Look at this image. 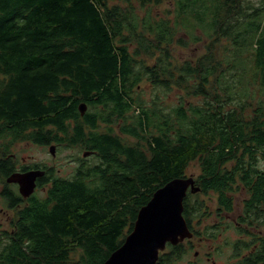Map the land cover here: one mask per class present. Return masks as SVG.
<instances>
[{"label": "trees", "instance_id": "16d2710c", "mask_svg": "<svg viewBox=\"0 0 264 264\" xmlns=\"http://www.w3.org/2000/svg\"><path fill=\"white\" fill-rule=\"evenodd\" d=\"M199 44L196 59L178 56ZM21 142L81 158L23 200L4 183ZM192 163L219 211L245 192L231 264H264V0H0V196L14 211L0 264H103ZM189 197L183 217L204 236ZM191 249L166 244L156 264Z\"/></svg>", "mask_w": 264, "mask_h": 264}, {"label": "rangeland", "instance_id": "374dc122", "mask_svg": "<svg viewBox=\"0 0 264 264\" xmlns=\"http://www.w3.org/2000/svg\"><path fill=\"white\" fill-rule=\"evenodd\" d=\"M164 7H161L153 12L154 14L160 15ZM143 12V11H142ZM140 12V13H142ZM178 56L183 59H196L199 55L203 52V46L199 45H191L185 50H178ZM151 64V62H149ZM141 88L144 90L142 96L146 101H150L151 97L154 96L152 93V88L148 87L145 82H142ZM130 142H133V139H128ZM79 153V154H78ZM10 154L14 157L16 161V166L21 168L22 166H34V165H47L51 167L55 173V175L62 177V178H70L73 175V171L77 166L75 162V157L81 158V152H77V150L72 148H60L56 149L55 155L52 156L48 152L47 147H42L35 145L33 143L28 142H21L15 144L11 148ZM85 159H90L85 158ZM15 163V162H14ZM199 174V167L197 163H192L186 171V177L188 176H196ZM2 188V187H1ZM9 190L17 195V191L14 187L9 186ZM1 190V189H0ZM232 196V211L229 212L227 216L228 219L223 217V211L218 210V200L217 195L213 192H208L207 194L200 192L197 196L189 197V204L191 209L194 207L195 202H202L203 207L201 209L205 211L200 219L198 218V213L192 214L191 216V223L194 229H205L204 235H212L214 236L216 243L215 246H218L219 243L224 244L227 241L229 244L228 246H221L220 254L211 255L215 264H231L235 262L234 252H232L231 245L235 243L237 239H241L242 241L246 240L245 236H241L240 233L235 229V224L232 222L233 219H236L241 213L242 209V201L246 198L244 190L242 191H235L231 194ZM26 200V199H25ZM14 211L7 208V204L0 196V230H11L10 222L13 218ZM232 222V223H231ZM200 223V225H198ZM217 228V229H215ZM242 228V227H241ZM239 227V229H241ZM215 229V230H214ZM217 240H219L217 242ZM192 241V240H191ZM184 248L191 247V242L185 240L183 243ZM187 254H185L177 264H211L210 262H206L204 260V255L202 254V246L195 245ZM196 252H200V258L195 259L193 254Z\"/></svg>", "mask_w": 264, "mask_h": 264}, {"label": "water", "instance_id": "95a60500", "mask_svg": "<svg viewBox=\"0 0 264 264\" xmlns=\"http://www.w3.org/2000/svg\"><path fill=\"white\" fill-rule=\"evenodd\" d=\"M86 109L84 103L78 105L81 116ZM55 151L54 145L48 147L50 155L54 156ZM90 155L91 152L82 154L83 158ZM44 174L43 170L38 169L13 173L5 182L16 184L19 196L25 200L34 194L36 181ZM188 190L192 194L200 191L193 176L173 179L158 188L139 209L132 230L103 264H156L166 244L175 246L190 239L192 233L183 217V201Z\"/></svg>", "mask_w": 264, "mask_h": 264}, {"label": "flooded vegetation", "instance_id": "af4514ba", "mask_svg": "<svg viewBox=\"0 0 264 264\" xmlns=\"http://www.w3.org/2000/svg\"><path fill=\"white\" fill-rule=\"evenodd\" d=\"M88 158V157H87ZM85 159V158H84ZM12 160H13V163H14V169H15V171H13L12 173H10V175L11 174H13V173H25V172H27V171H30V170H35L34 168H33V166H30V167H28V166H22L21 168H19V167H17L16 166V161L14 160V157H12ZM31 168V169H30ZM38 170H43L44 172H45V174H44V176L46 175V173L49 171V170H53L51 167H48L47 165H39V168H38ZM9 176V175H8ZM7 176V177H8ZM43 176V177H44ZM7 177H5V180H6V178ZM42 177V178H43ZM189 177V176H188ZM194 177V176H193ZM41 179V178H40ZM196 178L194 177V180H195ZM5 180H4V183L9 187V186H12V187H14V189L17 191V193H18V186L16 185V184H7L6 182H5ZM38 180L39 179H37V181H36V187H37V183H38ZM35 191H36V189H35ZM14 192V191H13ZM191 195V196H196V195H198V194H200V191L199 192H197V193H195V194H192L189 190H188V192H187V194H186V196L187 195ZM185 199V198H184ZM223 217H225L226 219H228V215H229V212H225V211H223ZM241 214V213H240ZM234 224H235V229H239V224L236 222V219L234 220L233 219V221H232ZM231 222V223H232ZM215 229H217V228H215ZM214 229V230H215ZM191 231V233H192V237L190 238V239H186V240H188V241H190L191 242V247H194V245H192L193 244V242H194V244L196 245H201L202 246V254L205 256L204 257V260L206 261V262H210L211 264H215V261L213 260V258L211 257V255H217V256H219V254H220V250H221V246H228V242L227 241H225L224 242V244H222V243H219V245L218 246H215V243H216V240H215V238H214V236H212V235H204V236H197L195 233H194V231H192V230H190ZM241 236H243L242 234H240ZM192 240V241H191ZM185 241V240H184ZM183 241V242H184ZM219 240H217V242H218ZM242 240L241 239H237L236 241H235V243H233L232 245H231V248H232V252H234L235 250H234V247H235V245L238 243V242H241ZM182 242V243H183ZM220 242V241H219ZM234 250V251H233ZM201 254H200V252H196V253H194L193 254V256H194V258L195 259H197V258H200L201 256H200ZM202 258V257H201Z\"/></svg>", "mask_w": 264, "mask_h": 264}]
</instances>
